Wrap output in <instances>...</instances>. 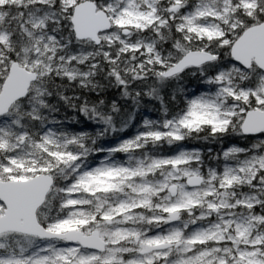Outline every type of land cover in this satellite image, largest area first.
Returning <instances> with one entry per match:
<instances>
[{"label":"snow or ice","instance_id":"1","mask_svg":"<svg viewBox=\"0 0 264 264\" xmlns=\"http://www.w3.org/2000/svg\"><path fill=\"white\" fill-rule=\"evenodd\" d=\"M105 69L124 96L186 72L209 91L111 150L127 162L89 168L88 136L24 122L41 120L49 82L96 89ZM204 131L251 146L216 166L199 150L134 156ZM0 264H264V0H0Z\"/></svg>","mask_w":264,"mask_h":264},{"label":"trees","instance_id":"2","mask_svg":"<svg viewBox=\"0 0 264 264\" xmlns=\"http://www.w3.org/2000/svg\"><path fill=\"white\" fill-rule=\"evenodd\" d=\"M165 47L167 48V45ZM107 71L108 69H105L103 74L97 73L93 81L98 83L96 89L91 86L85 88L78 81H66L60 78L49 82L46 87L50 90L51 95L45 99L47 107L40 109L41 120L25 121V125L33 133L39 134L51 131L68 136L86 135L89 137L87 141L89 146L97 151L106 147L107 144L113 143L117 138L128 139L145 131L143 128L145 120L163 123L166 118H172L179 114L185 108L191 90L203 83L199 73L193 75L186 72L179 80L165 82H160L153 77L147 83L132 81L128 87L129 96H124V87L109 78ZM152 87L158 89L159 99L146 95ZM137 92H140L138 97L136 96ZM61 97L68 99L65 100ZM101 100H103L102 104ZM85 103L89 108H97L105 118L111 116L112 124L106 125L102 119L86 116L80 110ZM113 105L116 106L117 111H113ZM32 106V103L25 102V108L30 110ZM165 110H167V114H165ZM203 137L204 133L201 132L199 138L189 139L181 144H149L148 150L153 154L162 152L171 156L182 147L198 148L205 154L204 159L207 164L212 166L217 165L218 162L209 160L210 155L221 152L230 145L246 149L251 146V139H243L234 135L224 136L215 141Z\"/></svg>","mask_w":264,"mask_h":264},{"label":"rangeland","instance_id":"3","mask_svg":"<svg viewBox=\"0 0 264 264\" xmlns=\"http://www.w3.org/2000/svg\"><path fill=\"white\" fill-rule=\"evenodd\" d=\"M71 51H72L73 54H84V55H86V54H88V52L93 51V49L89 45L76 43V44L71 46ZM77 81L80 83L79 80H77ZM208 91H209L208 86L206 84L202 83L200 86H198V87H196V88L191 90V94H190V97L188 99H192V98H194L196 96H199L202 93H205V92H208ZM145 121H147V120H145ZM145 121H144V124H143V128L145 129V131H148L149 129H148V127L145 126ZM150 124H151V127L158 128L162 123L150 122ZM145 131H143V132H145ZM143 132H141V133H143ZM141 133L135 134L132 138H128V139L117 138L113 143H111L109 145L107 144L106 147L100 148L97 151L94 150L93 154L89 156V158H88V160L86 162L87 166L89 168L97 167V166H99L101 161H104V160H108L111 163H124V162H127L128 159H129V154H125V153H121V152L112 153L111 150L116 148V147H118L124 141L129 140V139H133V138H135L137 135H139ZM79 135H81V134H77L76 136H79ZM91 141H92V144H93V139ZM230 146H233V145H230ZM229 147H227V148H229ZM238 147H240V146H238ZM148 148H149V145H147L145 147V149H143L141 152L135 153L134 156L136 158H141L145 153L151 154V155H164V156H167L166 154H164L162 152H160L159 154L158 153L157 154H153V153H151L148 150ZM241 148H244V147H241ZM182 149L199 150L198 148H186V147H182ZM179 151H177L175 154H177ZM199 151H201V150H199ZM208 152H210V151H208ZM175 154H173V155H175ZM219 163H222V162H219ZM212 166H216V165H212ZM58 246H62V245H58Z\"/></svg>","mask_w":264,"mask_h":264},{"label":"clouds","instance_id":"4","mask_svg":"<svg viewBox=\"0 0 264 264\" xmlns=\"http://www.w3.org/2000/svg\"><path fill=\"white\" fill-rule=\"evenodd\" d=\"M203 133H204V137L203 138L207 137L209 140H211V137L209 136V133L207 131H204ZM193 140H195V138Z\"/></svg>","mask_w":264,"mask_h":264}]
</instances>
